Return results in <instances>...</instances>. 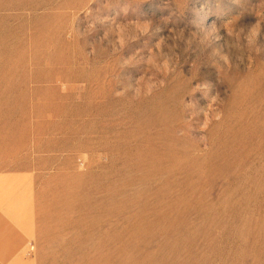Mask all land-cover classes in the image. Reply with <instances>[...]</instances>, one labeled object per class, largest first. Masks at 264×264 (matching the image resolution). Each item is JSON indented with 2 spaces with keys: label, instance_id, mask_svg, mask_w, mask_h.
<instances>
[{
  "label": "rangeland",
  "instance_id": "obj_1",
  "mask_svg": "<svg viewBox=\"0 0 264 264\" xmlns=\"http://www.w3.org/2000/svg\"><path fill=\"white\" fill-rule=\"evenodd\" d=\"M0 214L20 264H264V0H0Z\"/></svg>",
  "mask_w": 264,
  "mask_h": 264
},
{
  "label": "crops",
  "instance_id": "obj_2",
  "mask_svg": "<svg viewBox=\"0 0 264 264\" xmlns=\"http://www.w3.org/2000/svg\"><path fill=\"white\" fill-rule=\"evenodd\" d=\"M24 248L22 227L9 223L5 215L0 214V264H20Z\"/></svg>",
  "mask_w": 264,
  "mask_h": 264
}]
</instances>
